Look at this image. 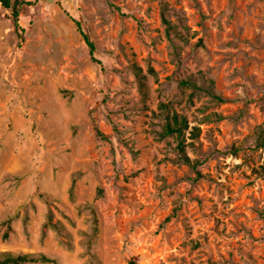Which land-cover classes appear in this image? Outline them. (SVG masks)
Masks as SVG:
<instances>
[{"label": "rangeland", "instance_id": "374dc122", "mask_svg": "<svg viewBox=\"0 0 264 264\" xmlns=\"http://www.w3.org/2000/svg\"><path fill=\"white\" fill-rule=\"evenodd\" d=\"M10 3L0 257L264 264V0Z\"/></svg>", "mask_w": 264, "mask_h": 264}, {"label": "trees", "instance_id": "16d2710c", "mask_svg": "<svg viewBox=\"0 0 264 264\" xmlns=\"http://www.w3.org/2000/svg\"><path fill=\"white\" fill-rule=\"evenodd\" d=\"M3 5L7 8H11L13 19L15 24H17L19 10L16 7L15 3H10V0H1ZM77 27L81 34L83 35L84 41L92 51L93 49V42H91L87 36L83 33L80 24L78 21H76ZM165 124H164V132L169 134H174L176 136H181L184 132L183 128L187 126L186 118L183 115H178L177 113H173L169 118H167ZM198 127L193 126L191 128V134L193 136L197 135ZM260 142L264 141V131H261L258 135ZM180 151L182 152V157L185 159L186 162L190 163L189 157L183 153L182 149V143L178 142ZM197 161H194L193 165L195 166ZM34 261H40V262H52L56 264V261L54 258H51L45 254H40L38 256H31L25 253H10V252H3L0 257V264H23L26 262H34ZM129 264H133V261H130Z\"/></svg>", "mask_w": 264, "mask_h": 264}]
</instances>
